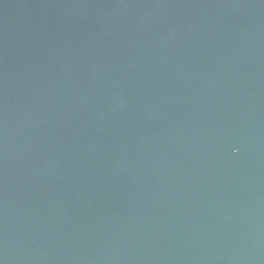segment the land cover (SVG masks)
Listing matches in <instances>:
<instances>
[{
    "label": "water",
    "instance_id": "water-1",
    "mask_svg": "<svg viewBox=\"0 0 264 264\" xmlns=\"http://www.w3.org/2000/svg\"><path fill=\"white\" fill-rule=\"evenodd\" d=\"M0 264H264V0H0Z\"/></svg>",
    "mask_w": 264,
    "mask_h": 264
}]
</instances>
